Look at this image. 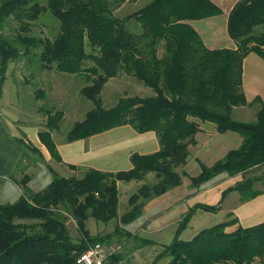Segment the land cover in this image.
I'll return each mask as SVG.
<instances>
[{"label": "trees", "instance_id": "1", "mask_svg": "<svg viewBox=\"0 0 264 264\" xmlns=\"http://www.w3.org/2000/svg\"><path fill=\"white\" fill-rule=\"evenodd\" d=\"M126 1L0 0V29L10 18L20 24L11 38L0 33V95L9 63L34 52L41 71L86 77L88 84L81 94L94 107L73 124L67 142L129 124L141 133L155 131L161 144L151 154L133 153L129 170L88 168L82 177L58 176L52 170L54 178L45 189L0 204V264H77L80 254L97 244L108 249L105 264H120L129 250L110 248L122 247L123 239L132 236L123 225L137 219L149 200L182 184L189 174L181 167L188 162L201 124L207 122L214 123L219 133H239L242 143L212 165L198 160L200 171L190 175L191 187L199 190L222 174L246 176L225 188L217 204L191 206L159 257H169L167 264H264V221L241 226L234 217L203 228L191 239L179 236L196 210L218 211L230 192L239 191L242 201L260 194L255 185L264 180V169L261 174H248L264 165V104L252 121L234 119L232 111L248 104L243 88L245 58L256 53L264 59V0L236 1L227 19L234 45L220 48L207 46L193 24L223 13L213 0H152L119 18L116 10ZM48 11L60 21L54 38L34 33L35 22ZM131 18L141 24V33L128 30L126 21ZM162 45L165 54L160 56ZM121 72L133 75L154 94L123 96L114 106L105 107L102 88ZM44 95V89L35 92L36 99ZM259 101L258 97L254 102ZM64 114L48 111L39 131L57 161L61 156L52 132L58 130ZM19 141L24 158L28 151L40 153L31 142ZM149 172L156 173L157 183L142 185L130 197V209L119 215L118 181L141 180ZM29 181L28 174L21 179L27 190ZM91 218L106 226L117 223L113 231L93 235L88 228ZM71 221L78 227V239L71 234ZM150 242L142 239L140 244Z\"/></svg>", "mask_w": 264, "mask_h": 264}, {"label": "crops", "instance_id": "2", "mask_svg": "<svg viewBox=\"0 0 264 264\" xmlns=\"http://www.w3.org/2000/svg\"><path fill=\"white\" fill-rule=\"evenodd\" d=\"M213 1L219 5L222 3V1L228 3V10H227V19H228V14L230 10L233 8L234 4L238 0H213ZM208 19H213V17ZM228 38H229L228 39L229 43L226 44L225 47H232L234 45V41L229 37V35ZM213 41L216 42L215 39H213ZM215 45L216 44L213 43L211 48H217ZM253 65H257V66L253 67ZM249 66L251 67L249 68ZM248 70L250 71L249 73L250 77L252 76L254 80L260 81L261 83L263 82L264 84V59L256 53H250L245 58L244 74H243V88L248 100L247 105L250 104L251 100L255 101V99H257L258 97L260 98V101L258 103L262 105L264 104V88H259L258 90H256V88L253 87L254 91L256 90L257 91L256 93L258 94L254 95V92L252 94V84L248 83ZM263 86L264 85H262V87ZM246 90L250 92V95H254L256 98H254V96H248ZM247 105H243L242 107H246ZM235 108H237V106L234 107V109ZM16 122L21 123V125H17ZM42 125H43L42 122H39V124H34V125H30L28 123L22 124V120L17 117H14L9 110H5V109L0 110V204L13 203L20 198V196L23 193V190H21L18 181L22 179L25 174L30 175V181L28 182V186H31L36 182L34 180V177L29 173L26 172H19L18 174L14 173L15 169L17 168V163L20 157L23 155V150H24L23 144H21L19 138H23L28 142H31L36 148L39 149L40 153H36V155L43 157L47 161V165L45 166H48L47 167L48 169L50 167L52 170H55L53 165V163L55 162L60 169L64 171L69 170L71 172L77 170L85 171L88 168H95L102 171H110V172L129 170L130 168L133 167L131 161V155L133 153L137 152L140 154H151L157 152L161 146L159 136L155 131H147L141 133L135 130L129 124L118 126L110 130H107L105 132L95 134L88 138L75 140L73 142H67L66 139H64L61 142H57L55 139V131H53L52 136L61 156V161H57L51 157L49 150L40 140L39 131L44 128V125L43 126ZM217 132L218 131L216 130V127L214 125H208V123L201 124V130L196 135V140H197L196 144L192 145V149L195 150L196 152L195 155L196 162H198L197 159H200L205 164L212 165L211 164L212 162L215 163L217 160L224 157L229 150L232 149L229 148V150H225L229 143V140L223 137H218L219 133ZM221 134L223 135L232 134L229 137L231 140L238 139L236 148L239 147L240 144L242 143V139L239 137V135L238 136L233 135V134H237L236 132H226ZM210 157L211 160H207V158L209 159ZM189 162L190 159L188 163L184 166L186 170H187V166L190 164ZM70 165H73L74 168H72ZM35 166L34 168H32L31 165L27 164V167L30 170L31 169L35 170L38 167ZM199 169H200V164H199ZM150 176L154 177V179H152V181L154 182H148V178ZM16 177H20L19 180ZM226 177H227L226 175H222L220 176L219 179L213 182L211 181V183L208 182V184L203 186L201 189L197 190L191 187L190 174H189L183 176L182 184L180 186L174 187L168 190L163 195L154 197L153 199L149 200L144 206L141 215L137 219H135L133 222L127 225H123V227L127 226L126 228L125 227L124 228L129 232H131L132 236L128 240H125L123 242L124 244L122 245V247L120 246V248L124 247L123 249L129 250L128 251L129 253L126 255L125 259L120 264H167L170 258L167 256L159 257V254L164 250L168 242H161L159 240H155L152 238H145L144 236H139L140 233L144 231L146 233L150 232L154 235H161V237H163L164 235H168V237H171L170 236L171 233L175 231V236H176L179 220L182 219V217L185 215V213L189 210L191 206H193L196 203H201L198 201H193L192 199H194L197 194H203V193H206L205 196L207 198H210L211 196H215L217 192L219 193L218 196L219 198L217 202H215L217 204L221 200L222 191L225 189V188L223 189L221 188V183H222L221 181H223L224 178ZM157 180L158 177L156 173L149 172L146 174V177L144 179L137 181L141 182L140 186H142L147 183L154 184ZM133 181L136 180L118 181L119 194H120V182L130 183ZM128 187L129 185H127L124 189L125 195L127 194ZM34 191H39V190H34ZM233 192H237L238 194L235 195L233 199H231L229 203L230 205L227 206V197ZM134 193H132L128 198L129 207H131L130 197ZM240 197H241L240 192L235 190L230 192L226 196V198L222 202L221 208L218 211L211 212V211H204L201 209L196 210V212L191 217L188 226L179 234V236L181 237L183 232L186 231L190 226H192V223L195 220H197L196 219L197 217H203L209 219L211 214L213 215L223 214L225 216L224 220L219 219L217 220V222H215V224L230 220L231 217H236L238 220L237 224L241 226H251L263 222L264 221V190H260L259 195L248 201H242ZM188 200L190 201V203H188ZM180 203H181V209H179ZM252 204L253 206H258V208L256 210L248 211L246 213V207ZM209 205H214V204H209ZM170 210H174L175 212L179 211L177 217L168 216V212ZM223 211L225 213H219ZM144 212H149V213H144ZM202 212H210V213H202ZM144 215L147 216L144 219H140ZM169 229L172 230L169 231ZM199 231L200 230L197 231L194 230L193 234H189L187 236L188 239H191ZM142 239H148L151 242L148 244L141 245L140 241ZM173 239L171 240V242L173 241ZM130 240L133 244L132 246H130V248H127L126 244ZM218 264H222V263H218Z\"/></svg>", "mask_w": 264, "mask_h": 264}, {"label": "rangeland", "instance_id": "3", "mask_svg": "<svg viewBox=\"0 0 264 264\" xmlns=\"http://www.w3.org/2000/svg\"><path fill=\"white\" fill-rule=\"evenodd\" d=\"M151 1L152 0H128L124 2L116 10V16H118L119 18H124L129 14L139 11L147 4H149ZM220 6L223 8L222 14L213 17V19L207 18L204 20L193 22L194 26L198 29L199 32H201V36L204 42L206 43V45L210 47L213 45V43L216 44L215 46L217 48L225 47L226 44L229 43L228 31H227L228 3L222 1ZM41 24H43L44 27H42ZM126 25L130 32H133L135 34H139L142 32V26L135 18H131L127 20ZM19 26L20 24L18 23L17 20H15L14 18H10L6 21V25L2 29H0V33L11 38L17 33V29ZM59 26H60V21L58 20V18H56L50 11L44 12L41 14L40 18L34 24V33L36 35L43 34L48 37L54 38L59 30ZM213 39H215L216 42H214ZM164 54H165V49L164 46L162 45L159 47L158 55L161 56ZM39 66H40V62L34 56V52H32L31 55L18 57L16 60L11 61L9 63V66L6 71V79L2 87V95L0 97V110H4V109L9 110L14 117H17L22 120V124L28 123L30 125L39 124V122H42L43 124V122L46 121V116L48 111L56 112L57 110H63L65 113L64 118L61 121L58 130L55 131L56 141L61 142L65 139L66 134L71 129L73 124L77 121L83 120L86 116V113L91 108L94 107L93 102L86 99L81 94L82 87L84 85H87L88 83L85 75L83 74L76 75V74H70L59 71H49V70L45 72V71H41ZM256 66L257 65H253V67ZM250 67L251 66H249V68ZM249 73L250 71L248 70V83L252 84V94L254 92V95H256L258 94L256 93L257 92L256 90H258L259 88H264V86L262 87V85L264 84L263 82L261 83L260 81L254 80L252 76L250 77ZM253 87L256 88L255 91ZM38 89H44V93H45V95L43 96L44 98L36 99L35 92ZM246 91L248 96H254V95H250V92L248 90ZM153 94H154V90L152 88L140 82L133 75H129L127 73L121 72L119 76L113 77L105 83V85L102 88L100 97L103 101L104 106L110 108L114 106L123 96H127V95L152 96ZM254 98L256 97L254 96ZM260 107L261 105L258 102H254L253 100H251L250 104L247 105L246 107L237 106V108L235 109L233 108L234 110L232 111V117L237 120L252 121L256 118L255 114H257L256 112L259 110ZM16 123L17 125H21V123L19 122ZM207 123L208 125H215L212 122H207ZM230 135L232 134H225V135L221 133L218 134V137H223L229 140V143L225 150H229V148L233 149L236 148L237 146L236 144L238 142V139L231 140L229 138ZM233 135H237V136L239 135L241 139L243 138L239 133ZM190 151H191V154L189 156L190 164L187 166V170L184 168V166L181 167V171L185 170L190 175H194V174L197 175L200 169H199V163L196 162L195 160L196 152L195 150L192 149V146L190 148ZM27 154L29 155L26 158H24L23 155L20 157L17 163V168L15 169L14 172L15 174H18L19 172H26L34 177V180L36 182L31 186H28L27 184L28 190L26 186H23L21 179L19 180L20 177H16L19 180L17 181L21 187V190H23L22 194H26V196L28 194L27 193L28 191L34 192V190L45 189L50 183V181H52V179L54 178L53 172H56L55 174L58 176H66V177L72 175L82 177L84 174V170L83 171L77 170L74 172H71L69 170L64 171L60 169L55 162L53 163V165L56 171L53 170L52 172V169L50 167L48 169L47 168L48 166H45L47 165V161L43 157L33 154L32 151H28ZM30 156L31 158L29 159ZM207 160H211V157L209 159L207 158ZM27 164L31 165L32 168H34L35 165H36L35 167L37 166L38 167L35 170L32 169L30 170L28 169ZM211 164H213V162ZM263 169H264V165L259 166L254 170H252V172H250V174L248 175L252 176V175H257L259 173L261 174ZM222 175L227 176L226 178H224L223 181H221L222 189L234 185L237 181L241 180L246 176V175L243 176V174L235 175V176H228L227 174H222ZM220 176L213 179L212 182L219 179ZM152 179H154V177L150 176L148 178V182H154L152 181ZM157 181L155 183H157ZM209 183H211V181ZM127 185H129V187L127 189V194L125 195L124 189ZM140 185L141 182L137 180L130 183L120 182L119 214H123L130 208L128 203V198L132 193L138 191L142 187ZM255 188L264 190V180L256 183ZM205 194L206 193L197 194L196 197L192 200L201 203L216 204L215 202H217L219 198L218 197L219 193L216 192V195L211 196L210 198H207ZM237 194H238L237 192H233L227 197V206L230 205L229 203L231 199H233ZM188 203H190L189 200ZM257 208L258 206H253V204L247 206L246 213L248 211L256 210ZM179 209H181V203ZM178 212L179 211L175 212L174 210H170L168 212V216L177 217ZM144 213H149V212H144ZM202 213H210V212H202ZM219 213H225V212L223 211ZM146 216L147 215H144L140 219H144ZM196 219L197 220H195L192 223V226H190L186 231L183 232L181 238L188 239L187 236L189 234H193L194 230L197 231L212 226L213 224H215V222H217V220L219 219L224 220L225 216L223 214H218V215L211 214L209 219L203 217H197ZM116 223L117 221H114L112 224L110 223V225L106 226L105 224L99 223L95 219L91 218L89 219L88 222V228L90 229L93 235H96L103 231L104 232L113 231V229L116 226ZM69 227L74 239H78L80 233L75 222L71 221ZM124 227L126 228L127 226ZM232 227L235 228L236 224ZM171 230L172 229H169V231ZM139 236H144L145 238H152L155 240H159L161 242L170 243L175 236V231L171 233L170 235L171 237H168V235H164L163 237H161V235H154L150 232L146 233L144 231H142ZM123 241H125V239H123ZM121 244L123 245L124 243ZM132 244L133 243L130 240L126 244L127 248H130Z\"/></svg>", "mask_w": 264, "mask_h": 264}, {"label": "built area", "instance_id": "4", "mask_svg": "<svg viewBox=\"0 0 264 264\" xmlns=\"http://www.w3.org/2000/svg\"><path fill=\"white\" fill-rule=\"evenodd\" d=\"M0 70H1V52H0ZM1 79V74H0ZM120 249V246H111V250ZM108 249L101 245H91L82 254H80L77 264H105Z\"/></svg>", "mask_w": 264, "mask_h": 264}]
</instances>
